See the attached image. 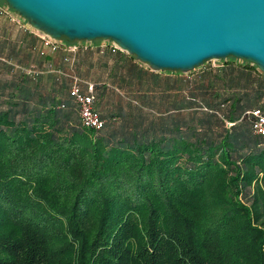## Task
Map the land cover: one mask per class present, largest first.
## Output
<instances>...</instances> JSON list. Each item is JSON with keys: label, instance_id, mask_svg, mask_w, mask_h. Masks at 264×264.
<instances>
[{"label": "trees", "instance_id": "obj_1", "mask_svg": "<svg viewBox=\"0 0 264 264\" xmlns=\"http://www.w3.org/2000/svg\"><path fill=\"white\" fill-rule=\"evenodd\" d=\"M27 61H0V264H264L258 68L139 62L94 131Z\"/></svg>", "mask_w": 264, "mask_h": 264}, {"label": "water", "instance_id": "obj_2", "mask_svg": "<svg viewBox=\"0 0 264 264\" xmlns=\"http://www.w3.org/2000/svg\"><path fill=\"white\" fill-rule=\"evenodd\" d=\"M58 41H108L154 72L233 58L264 74V0H3Z\"/></svg>", "mask_w": 264, "mask_h": 264}, {"label": "crops", "instance_id": "obj_3", "mask_svg": "<svg viewBox=\"0 0 264 264\" xmlns=\"http://www.w3.org/2000/svg\"><path fill=\"white\" fill-rule=\"evenodd\" d=\"M101 44L102 41L75 53L52 52L37 34L0 14V61L27 57V65L38 67L45 79L49 77L52 83L57 79L60 85L64 84L67 88L78 81L86 94L92 88L96 96L95 109L105 118L115 106L110 103L109 97L125 100V91L121 88L124 73L138 66L139 62L127 52L102 49ZM41 52L45 56H41Z\"/></svg>", "mask_w": 264, "mask_h": 264}, {"label": "built area", "instance_id": "obj_4", "mask_svg": "<svg viewBox=\"0 0 264 264\" xmlns=\"http://www.w3.org/2000/svg\"><path fill=\"white\" fill-rule=\"evenodd\" d=\"M1 14L9 17L13 22L20 23L17 20V16L14 17L10 13L9 8H0ZM27 29L31 30L39 36L43 41L46 48L50 49L52 52L64 51L66 53H75L80 49H90L95 45V42H75L69 43L66 41L54 40L41 32L33 30L29 27ZM109 47L113 52L121 51V49L113 42L102 41L101 48L104 49ZM70 95L74 98L75 102L79 106V117L81 125L84 128L100 131L105 126V121L101 118L100 113L95 109L96 98L93 94V89L91 88L89 93H83L78 81H75L71 87ZM253 124L252 129L255 135H261L264 137V113L261 110H256L252 113Z\"/></svg>", "mask_w": 264, "mask_h": 264}, {"label": "rangeland", "instance_id": "obj_5", "mask_svg": "<svg viewBox=\"0 0 264 264\" xmlns=\"http://www.w3.org/2000/svg\"><path fill=\"white\" fill-rule=\"evenodd\" d=\"M0 7H1V8H8V7H7V4H6L3 0H0ZM10 13H11L14 17L17 16L12 10H10ZM17 17H18L17 20L20 21L21 24H23L25 27H29V28H31V27L28 25V23H27L22 17H19V16H17ZM31 29H32V28H31ZM33 30H34V29H33ZM99 42H101V41H100V40H99V41H95V43H99ZM121 51H122V50H121ZM227 60H229V59H227ZM206 65H207V66H209V65H213V66L218 67V66H222L223 63H222V61H213V62H209V63H207ZM206 65H204V66H206ZM204 66H202V67H200V68H198V69H196V70H194V71H192V72H190V73L184 74V75H186V77H189V76H192L193 73H194L195 71L201 72V71L203 70V68H205ZM160 73H162L164 76L169 75V74H171V75L174 76V75L177 74V73H172V72H160Z\"/></svg>", "mask_w": 264, "mask_h": 264}]
</instances>
